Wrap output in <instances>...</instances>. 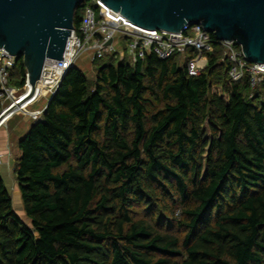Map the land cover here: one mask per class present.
Listing matches in <instances>:
<instances>
[{
    "label": "trees",
    "instance_id": "1",
    "mask_svg": "<svg viewBox=\"0 0 264 264\" xmlns=\"http://www.w3.org/2000/svg\"><path fill=\"white\" fill-rule=\"evenodd\" d=\"M212 38L197 77L154 55L68 71L18 143L32 226L0 174V264H264V88L231 83Z\"/></svg>",
    "mask_w": 264,
    "mask_h": 264
},
{
    "label": "water",
    "instance_id": "2",
    "mask_svg": "<svg viewBox=\"0 0 264 264\" xmlns=\"http://www.w3.org/2000/svg\"><path fill=\"white\" fill-rule=\"evenodd\" d=\"M86 1L0 0V49L23 60L26 87L38 85L47 60L63 61L75 13ZM101 1L147 30L179 33L187 25H202L218 41L240 45L248 61L264 65V0Z\"/></svg>",
    "mask_w": 264,
    "mask_h": 264
},
{
    "label": "built area",
    "instance_id": "3",
    "mask_svg": "<svg viewBox=\"0 0 264 264\" xmlns=\"http://www.w3.org/2000/svg\"><path fill=\"white\" fill-rule=\"evenodd\" d=\"M212 36L202 25H187L179 33L143 29L122 19L120 13L104 7L101 0H91L84 9L79 29L71 33L63 61L47 60L34 90L26 87L27 73L23 88L11 84L17 61L0 49V131L7 128L17 115L33 122L41 121L47 102L56 94L68 71L85 55L92 64L107 56H115L119 61L128 57L133 64L152 55L161 60L179 57L186 63L189 75L197 77L208 65L207 55L214 51ZM109 41L111 44L107 45ZM217 42L223 47L224 61L230 65V82L240 83L248 76L252 90L250 98H253L260 85L264 88V65L248 61L241 46L235 42ZM122 46L124 48L119 50ZM43 101L45 105L35 109Z\"/></svg>",
    "mask_w": 264,
    "mask_h": 264
},
{
    "label": "rangeland",
    "instance_id": "4",
    "mask_svg": "<svg viewBox=\"0 0 264 264\" xmlns=\"http://www.w3.org/2000/svg\"><path fill=\"white\" fill-rule=\"evenodd\" d=\"M124 47L122 46L120 49H123ZM123 51V50H122ZM110 56H107L105 57L104 59H102L100 61V63L98 64H92L90 62V58L85 55L83 56L76 64V66L81 69L85 74L86 76L88 77V79L90 81H94L95 78H96V73H97V68L103 64V63H107L110 58ZM127 59L129 60V58L127 57ZM263 85H260L258 90L259 89H263L262 88ZM214 90L215 92H222L221 89H220V86L219 87H214ZM224 98H226V96L223 95ZM44 101L41 102L38 106L35 107V109H40L44 106ZM48 105V102L46 104V106ZM17 122V121H21L22 122H25L27 125L29 123H31V125L35 124L36 122H33L30 118H27L23 115H17L15 116L13 119H12V122ZM30 125V124H29ZM28 125V126H29ZM207 130H208V127L206 125L205 127ZM5 129V128H4ZM3 130V129H2ZM2 132V131H1ZM209 132V131H208ZM210 135V133H209ZM16 150V149H15ZM13 152L12 156L9 157V165L6 166V167H0V174L6 184V187L7 189L9 190L10 194H11V197H12V201H13V207H14V210L15 212L17 213V215L23 220L24 223H26L27 225L29 226H32L31 224V221L26 217V214H25V211H24V207H23V203H22V199H21V193L19 191V187H18V184H17V180H16V176H15V173H14V169L16 167V162L18 160V151H15ZM18 150V149H17ZM2 161V162H1ZM3 163L4 162V156H0V166L1 165H4Z\"/></svg>",
    "mask_w": 264,
    "mask_h": 264
},
{
    "label": "crops",
    "instance_id": "5",
    "mask_svg": "<svg viewBox=\"0 0 264 264\" xmlns=\"http://www.w3.org/2000/svg\"><path fill=\"white\" fill-rule=\"evenodd\" d=\"M29 124L28 126L25 122H12L11 120L8 127L1 130L2 132L0 131V156H4L5 162L0 167L4 168L9 165L8 159L12 156L15 149V151H18V155L20 154L19 150H17L18 143L28 133L31 127V123Z\"/></svg>",
    "mask_w": 264,
    "mask_h": 264
}]
</instances>
